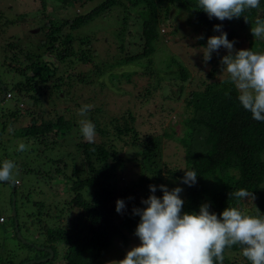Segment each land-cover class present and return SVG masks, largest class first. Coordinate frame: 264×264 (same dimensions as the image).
Here are the masks:
<instances>
[{
    "label": "trees",
    "instance_id": "trees-1",
    "mask_svg": "<svg viewBox=\"0 0 264 264\" xmlns=\"http://www.w3.org/2000/svg\"><path fill=\"white\" fill-rule=\"evenodd\" d=\"M34 1L38 2L42 12L48 0ZM51 1V4L55 5L53 9L61 10L65 9L64 5L69 2L91 3L94 0ZM144 1L152 2V0ZM174 1H177L180 9L187 10L189 16L194 19L193 22L207 26L213 36L220 35V32L213 30L214 25L222 24L224 32L226 29L230 31L228 27L232 26L234 30L229 32L228 39L232 38L233 31H244L246 27L251 34V27L255 25L258 17L256 16L258 9L264 11V0H260L258 9L247 10L238 19L221 22L214 17L209 19L208 15L198 7V0H166L167 3ZM115 6L121 7L122 11L128 14L134 8L135 0L132 2L102 0L86 14L48 21L43 25L46 30L42 34L43 38L36 43L35 51L28 52L26 47H22L27 51L24 52L17 37V42L7 43L3 49V51H13L9 57L5 55L0 64L6 69V73L14 78L15 84L6 89L4 83L0 81V92L11 91L19 97L26 98L30 104L0 116L1 133L4 131L5 120L14 123L22 112L26 113L25 116L22 115L26 118L25 122L8 132L16 150L3 153L0 156V164L5 159H11L20 171L21 169L28 173L30 171L36 175V179L44 176L47 183L54 182L64 188V193L69 195V200L63 204L67 207H61L58 215L50 216L51 219L40 218L44 213L40 210L43 205L38 202H33L38 204L34 205L35 213H27L29 219H25L26 223L34 226L32 237L42 238L43 242L38 244L40 249L29 245L26 239V242L21 241L24 237L19 231L26 230L27 226L24 228L23 224L18 225L14 212L12 224H15L16 228L11 227V235L16 240V244L32 251L34 254L32 259H46L45 262L34 264H103L101 258L112 241L120 239L122 244L126 245L128 238L135 236L140 217L133 215L132 210L134 207H144L141 200H146L152 194L149 185L157 186L155 195L162 197L163 193L159 186L182 184L180 179L187 170L196 172L197 182L202 177L210 178L211 189L203 191L197 188V182L191 187L185 185L180 196L184 200L182 212L198 213L200 206L207 203L210 204L209 211L219 215L227 206L240 209L241 205L249 204L253 215L256 214L255 207L264 214V122L253 120L251 113L243 109L238 100V92L228 82L229 77L214 81L206 76L201 80L200 87L189 91L185 96L182 115L186 117L181 118L180 135L175 138L183 152L182 166L170 167L161 163L157 168L154 158L160 148L161 139L171 138V135L166 132L158 134L155 131L139 134L132 126L134 117L128 111L125 112V116L112 117L103 125L99 124L98 115L101 113V108L94 105L88 93L92 92L91 88H96V80L104 75L101 73L102 66L105 68L109 65H105L107 61L103 63L93 61L95 51L90 46L93 36L80 37L75 36L74 33ZM0 20H2L0 26L3 28L15 24L13 20H8L6 15H2L1 11ZM122 20L124 21L125 18ZM114 36L119 41V36ZM246 42L250 44L252 41L246 40ZM256 45L264 52V41H257ZM22 53H24L22 59L24 63L18 60V56ZM76 62L92 63L95 72L75 71L72 68ZM178 67L175 73H165V77L156 75L155 69L149 72V68H146L148 72L144 70L143 73L151 76L152 82L145 87L143 99L151 96L158 87L161 88V81H164L167 88L175 84L169 91L170 96L177 99L184 89L183 83L188 79L187 70L179 65ZM110 77L111 75H108L107 78ZM78 84L92 85L88 88L85 97L88 98V104L92 105L87 118L94 123L97 133L92 143L85 141L80 133L81 117H73L70 112L65 115H54L52 118L34 109L37 107L41 110L38 107L40 95L50 92L54 93V98H60L61 95H68L69 91H75ZM62 86L66 89L61 90ZM76 105L78 110L82 106ZM69 132L73 141L71 144L65 141ZM114 140L129 146L131 151L133 150L131 155L120 156ZM20 143L27 145L23 152L18 151ZM68 148L73 149L68 151ZM46 152L48 153L44 155ZM17 154L23 155L24 160L16 158ZM67 157L69 165H66ZM34 159L41 163V168L32 164ZM28 167H30L29 171ZM135 168L138 170L136 179L131 181L128 187L125 184L118 185L121 180L117 176L125 175L127 171L132 172ZM8 185L11 187L10 184ZM12 185L14 188L11 193L15 195L18 184L12 183ZM241 188L253 192L256 199L252 201L251 198H247L238 201L235 197H229V193ZM129 197L133 199L129 200ZM118 199L125 201V210L122 214L116 212ZM43 207L46 208V215L48 206ZM64 208L67 214L70 213L66 221L62 220V213H66L62 211ZM71 212H74L73 215ZM0 219L2 224L4 217L0 215ZM59 246V260L54 262ZM45 249L51 251L50 258ZM27 260L25 258L17 264ZM223 264H250V261L243 256L242 248L234 245L225 249Z\"/></svg>",
    "mask_w": 264,
    "mask_h": 264
},
{
    "label": "rangeland",
    "instance_id": "rangeland-1",
    "mask_svg": "<svg viewBox=\"0 0 264 264\" xmlns=\"http://www.w3.org/2000/svg\"><path fill=\"white\" fill-rule=\"evenodd\" d=\"M53 1L60 2V0ZM101 1L94 0L91 3L69 2L64 5L65 9L60 10L58 8L53 9L55 5L51 4V0H48L41 12L38 2L34 0H0L1 14L6 15L8 20L15 22V24L6 28L0 26V62L5 55L9 57L11 52H13L11 50L3 51V49L7 43L17 42L16 37L21 41L20 48L26 47L28 52L35 51L36 43L43 38L42 34L46 30L43 27L45 23L52 20L71 18L73 15L86 14ZM136 1L134 8L128 14H125L121 7L115 6L80 27L74 33L75 36L80 37L93 36L90 41V46L95 51L93 61L98 63L107 61L108 63L105 65H109L105 68L102 66L103 71L101 73H104V75L96 80V88H91L95 94L90 92L88 95L93 99L94 105L101 108V113L98 115L100 125H103L112 117L120 118L125 116V112L128 111L134 117L132 126L139 134L152 131L158 134L161 132L170 134L171 138L161 139L160 148L156 152L154 163L157 164V168L161 163L170 167L182 166L181 157L183 152L175 138L180 135L181 118L186 117L182 115L184 98L189 91L200 87L201 80L206 76L214 81H221L225 77H229V74L220 63L221 58L228 53L226 49L221 48L218 53H212L210 61L205 62L203 56L205 50L203 48L206 47L208 38L213 35L209 33L207 26L202 25L200 22H193L194 19L189 16L187 10L178 7L177 1L173 3H167L166 0ZM126 4L128 3L126 2ZM259 15H264V11L258 9L256 16ZM123 18H125L124 21L122 20ZM1 21L0 25L2 24ZM228 28H230V31L225 30L228 33L227 37H229V32L233 29L232 26ZM236 31H233L232 38L228 39L236 42L234 44L235 50L251 49L255 52H262L256 42H263L264 40L254 38L249 34V28L247 27L244 31ZM114 35L119 36V41L115 39ZM200 37H203V39H200ZM246 40L252 42L248 44ZM23 51L27 52L24 49ZM23 55L24 53L18 56L20 63H24L22 62ZM178 65L187 70L188 73V79L183 83L184 89L179 94L180 96L177 99L171 97L169 90L175 84L167 88V85H164V81H161V88L158 87L151 96L146 97L144 100L143 91L147 84L152 82L151 76L144 74V70L148 72L146 68H149V72H151L155 69L156 75L165 77V73H175L176 69L179 68ZM72 69L75 71L95 72L90 62L85 64L76 62ZM72 69L69 70L71 71ZM108 75H111V77L107 78ZM0 81L4 83L6 89L15 84L14 78L6 73V69L1 64ZM89 87H92V85L78 84L75 87V91H69L68 95H61L60 98H54V93L46 92L43 96L40 95L38 97V107L41 110L37 107L34 109L42 111L44 116H51L52 118L54 115H65L70 112L73 117L80 118L76 104L89 105L87 102L88 98L85 99ZM60 89L64 90L66 88L62 86ZM72 92L73 94H71ZM1 101L3 102L0 103V116L17 111L18 108H25L30 104V101L26 98L23 96L19 97L11 91L4 93ZM25 114L22 112V115L25 116ZM22 115L18 116L14 123L13 121H4V131L0 133V156L3 153L16 150L15 144L11 143L12 141L9 139L11 136H9L8 132L10 129L16 128L25 122L26 118ZM65 141L68 144L73 143L71 132L67 134ZM114 144L120 156L131 155L133 150L131 151L129 146H125L122 142L115 140ZM72 149L68 148V151ZM47 153H44V155ZM10 154L12 155L11 152ZM53 156H55V153H53ZM15 157L24 160L23 155L19 156L17 154ZM32 164L39 165V168H41V163L35 159ZM66 165H69L68 157ZM29 173L22 169L21 171L19 170V175L15 178L17 180L15 184H18L15 195L11 193L13 189L8 184L0 183V215L4 217V222L0 223V264H17L19 261L25 260V258L29 262L35 261L34 258L32 259L33 252L27 250L26 247L19 246L16 244V240L12 238L11 227L13 229L16 228L15 224H12L14 223V212L18 225L19 223L23 224L24 228L27 226L26 230L21 229L19 231L24 237H21L22 241L26 242L28 240L27 243L29 245H32L35 249H40L38 244L43 242L41 236L33 238L34 226L27 224L25 220L29 219L27 216L28 212L35 213L36 207L34 205L38 204L33 202L48 206L46 215V208L41 206V213H44V215L40 216L42 220L51 219L50 216L58 215L61 207H67L63 204L69 200V195L66 192L64 193V188L62 189L61 186L54 182L47 183L44 176L36 179V175H33L30 171ZM137 175L138 170L135 168L132 172L127 171L125 175L117 176L121 180L118 185L125 184L128 187L130 182L136 179ZM178 186L184 191L185 185L179 183H174L173 186L171 185L167 188L171 190ZM196 186L203 191L210 190L211 179L202 177L196 183ZM240 210L245 214L253 215L249 204L241 205ZM62 211L66 212V209L64 208ZM73 213L71 212V215ZM69 214L67 212L62 213V220H68ZM31 216L32 214H30ZM127 241L126 245H123L120 239L112 241L101 258L103 264L122 260L127 251L140 245L139 238L135 236L129 237ZM33 242L34 244H32ZM59 252L60 246L57 247V255L54 262L59 260ZM40 260L46 261V259ZM24 263L26 262L22 264Z\"/></svg>",
    "mask_w": 264,
    "mask_h": 264
},
{
    "label": "clouds",
    "instance_id": "clouds-1",
    "mask_svg": "<svg viewBox=\"0 0 264 264\" xmlns=\"http://www.w3.org/2000/svg\"><path fill=\"white\" fill-rule=\"evenodd\" d=\"M198 7L209 19L223 22L240 18L247 10L258 9L260 0H198ZM246 21V20H245ZM247 22V21H246ZM218 36L208 38L204 52L205 62L210 61L213 52L227 50L220 63L229 74L228 82L238 92L243 109L251 113L252 119L264 122V52L251 49L235 50V41H229L221 25H214ZM254 38L264 40V15L258 16L251 27ZM203 39V37H200ZM5 92H3L4 94ZM1 101L0 103H2ZM92 105H82L78 115L79 130L85 141L92 143L97 135L94 123L87 118ZM27 145L20 143L18 151H25ZM180 183L189 187L197 182L194 170L184 171ZM19 175L17 164L5 159L0 164V182L15 183ZM162 197L155 195L157 186L149 185L152 193L141 200L143 208H133V215L140 217L134 235L140 245L127 251L125 257L110 264H223L224 251L234 245L242 248L243 256L250 264H264V214L255 207L256 214H245L238 207L227 206L217 215L210 212V204H203L199 212H182L184 200L180 198L183 189L171 190L159 186ZM238 201L256 199L253 192L241 188L229 193ZM133 199L132 197L128 198ZM125 201H116V212L122 214Z\"/></svg>",
    "mask_w": 264,
    "mask_h": 264
},
{
    "label": "water",
    "instance_id": "water-1",
    "mask_svg": "<svg viewBox=\"0 0 264 264\" xmlns=\"http://www.w3.org/2000/svg\"><path fill=\"white\" fill-rule=\"evenodd\" d=\"M222 28H223V25H222ZM1 90H3V88L1 87ZM3 92L1 93V98H0V101H1V99H2V97H3ZM6 183H8V182H6ZM8 184H10L11 185V188L13 189L14 187H13V185H12V183H8ZM13 215H14V213H13ZM16 227V226H15ZM17 237H18V235H17ZM22 241V240H21ZM23 242V241H22ZM45 251L47 252V253H49V256H48V258H50L51 256H52V253H51V251L49 250V249H45ZM45 261V260H44ZM43 260H35V261H26V263H24V264H34V263H40V262H44Z\"/></svg>",
    "mask_w": 264,
    "mask_h": 264
},
{
    "label": "flooded vegetation",
    "instance_id": "flooded-vegetation-1",
    "mask_svg": "<svg viewBox=\"0 0 264 264\" xmlns=\"http://www.w3.org/2000/svg\"><path fill=\"white\" fill-rule=\"evenodd\" d=\"M2 92H0V95H1ZM1 98V97H0Z\"/></svg>",
    "mask_w": 264,
    "mask_h": 264
},
{
    "label": "built area",
    "instance_id": "built-area-1",
    "mask_svg": "<svg viewBox=\"0 0 264 264\" xmlns=\"http://www.w3.org/2000/svg\"><path fill=\"white\" fill-rule=\"evenodd\" d=\"M0 221H1V219H0Z\"/></svg>",
    "mask_w": 264,
    "mask_h": 264
}]
</instances>
